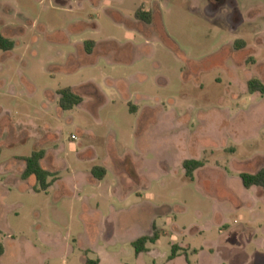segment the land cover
<instances>
[{
    "label": "rangeland",
    "instance_id": "374dc122",
    "mask_svg": "<svg viewBox=\"0 0 264 264\" xmlns=\"http://www.w3.org/2000/svg\"><path fill=\"white\" fill-rule=\"evenodd\" d=\"M142 5L152 23L122 19ZM0 36V107L25 140L0 150V264H264V193L240 178L264 168V0H0ZM36 149L47 192L23 179Z\"/></svg>",
    "mask_w": 264,
    "mask_h": 264
},
{
    "label": "trees",
    "instance_id": "16d2710c",
    "mask_svg": "<svg viewBox=\"0 0 264 264\" xmlns=\"http://www.w3.org/2000/svg\"><path fill=\"white\" fill-rule=\"evenodd\" d=\"M136 18L138 20L144 21L145 23H152L153 16L149 12H145L142 8H140L136 13ZM239 43V42H238ZM96 43L94 41L86 42V51L88 53H92L94 46ZM239 45V44H237ZM15 47V43L12 41H8L2 36H0V50L11 51ZM249 91L251 94L260 93L264 95V84L257 80L253 79L248 84ZM61 98L59 105L61 109L68 111L73 110L75 107L80 106L83 103V98L76 94L72 89H65L59 92ZM46 152L44 150L34 151L32 155L28 157H23L22 160L26 164V169L23 174V179L27 180L31 177H34L36 181L40 184L41 189L36 190V192H47L52 186V182L49 181L53 177L52 173L45 170L42 166V161L44 160ZM1 159V155H0ZM204 161L198 160H188L184 163V168L186 171V176L190 179H194L195 172L205 166ZM93 175L99 180H103L107 171L105 168L97 167L93 170ZM240 178L243 182L244 187L247 190H250L254 187L262 189L264 193V168L258 171L255 174L250 173H242ZM156 230V228H155ZM161 238V233L155 231L153 236L142 237L136 240L133 243V247L135 248L136 254L140 255L148 251V244H156ZM179 248L174 246L172 248V255L170 256V260H174L178 256ZM5 253V248L2 243H0V257H2ZM88 264H98V261L88 262Z\"/></svg>",
    "mask_w": 264,
    "mask_h": 264
},
{
    "label": "crops",
    "instance_id": "0c3cea01",
    "mask_svg": "<svg viewBox=\"0 0 264 264\" xmlns=\"http://www.w3.org/2000/svg\"><path fill=\"white\" fill-rule=\"evenodd\" d=\"M123 1V0H122ZM125 1V0H124ZM143 6L144 7H146V9L144 10L145 12H149V13H151V11H150V9H148L147 8V6L146 5H142V6H140L136 11H134V19H129V18H127V17H125V16H123L122 15V19L123 20H125V21H130L131 23H133V25H135L136 27H138V19L136 18V13H137V11L140 9V8H142L143 9ZM152 14V13H151ZM153 16V15H152ZM124 21V22H125ZM153 21V20H152ZM127 25V24H126ZM136 27H131L132 29H134V28H136ZM96 45H97V43H96ZM19 124V123H18ZM21 125V124H20ZM23 125H25V124H23ZM12 127V128H11ZM16 127V121L15 120H13V118H12V112H9V111H7L6 109H4V108H1L0 107V150L2 149V148H13V147H15V146H17V145H24L25 144V140H23L22 138H21V136H16L15 134V128ZM36 151H40L39 149H36ZM45 151V150H44ZM46 152V151H45ZM46 156V155H45ZM13 162L12 163H14L15 161H16V158H14L13 160H12ZM44 161V160H43ZM43 161H42V166H43ZM1 163H0V168H1ZM24 165H25V168H24V172H25V169H26V164L24 163ZM46 170V169H45ZM14 170H11V169H7V173H2V172H0V176H3V180L4 179H6V177L5 176H8V175H11V176H13L14 175ZM13 173V174H12ZM31 178H34V177H31ZM30 178V179H31ZM27 180H29V179H27ZM254 188H257V187H254ZM253 189V188H252ZM256 195V194H255ZM264 195V194H263ZM154 227H156L157 228V226H154ZM158 229V228H157ZM146 232H148V231H146ZM162 235V234H161ZM148 236H150L151 237V234H146V235H143V236H141L140 238H142V237H148ZM139 238V239H140ZM138 240V239H137ZM160 240H161V238H160ZM160 240L156 243V244H158L159 242H160ZM136 241V240H135ZM135 241H133V243L135 242ZM133 243H132V245H133ZM156 244H148L147 245V249H148V251L147 252H145V253H149V252H151V246H155ZM178 248H180L179 246H177ZM5 248V247H4ZM181 249V248H180ZM179 252V251H178ZM142 254H144V253H142ZM142 254H140V255H142ZM4 255H5V253H4ZM3 255V256H4ZM137 255V254H136ZM140 255H137V256H140ZM2 256V257H3ZM1 258V257H0ZM87 258V257H86ZM83 259V264H88V262H94L95 260H90V259ZM176 259V258H175ZM174 259V260H175ZM96 261H98V264H103V260L101 259V258H99L98 260H96ZM169 261H173V260H170V257H169Z\"/></svg>",
    "mask_w": 264,
    "mask_h": 264
}]
</instances>
